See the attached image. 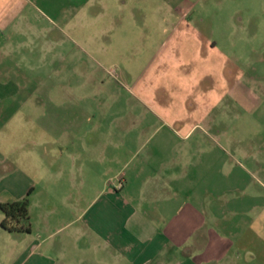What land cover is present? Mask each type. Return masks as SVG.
Returning a JSON list of instances; mask_svg holds the SVG:
<instances>
[{
    "label": "rangeland",
    "instance_id": "rangeland-1",
    "mask_svg": "<svg viewBox=\"0 0 264 264\" xmlns=\"http://www.w3.org/2000/svg\"><path fill=\"white\" fill-rule=\"evenodd\" d=\"M19 35L30 77L23 97L40 105V121L52 119L56 131L73 122L99 141L92 154L74 144L54 156L65 173L57 184L122 182L113 173L147 169L150 150H182L177 184L190 186L196 137L235 156L249 184L264 181V0H35ZM24 159L25 181L37 184ZM96 194L83 190V199ZM77 195L72 188V205Z\"/></svg>",
    "mask_w": 264,
    "mask_h": 264
},
{
    "label": "crops",
    "instance_id": "crops-1",
    "mask_svg": "<svg viewBox=\"0 0 264 264\" xmlns=\"http://www.w3.org/2000/svg\"><path fill=\"white\" fill-rule=\"evenodd\" d=\"M34 7L35 0H0V203L26 197L29 214L28 231L11 232L1 227L0 210V264H264V181L249 184L245 167L233 155L217 156L212 138L193 141L200 145L192 152L190 186L177 184L184 177L177 168L182 150L160 156L150 150L147 169L110 170L122 181L118 188L104 179L55 182L65 174L55 155H70L74 144L80 156L85 149L92 154L99 141L80 137L73 122L56 131L52 119L40 121V105L23 97L22 80L30 77L21 64L19 32ZM85 142L90 147L83 149ZM24 156L34 163L37 184L25 181ZM217 165L224 184L214 179ZM83 190L97 194L86 202ZM41 193L50 200L36 199Z\"/></svg>",
    "mask_w": 264,
    "mask_h": 264
},
{
    "label": "trees",
    "instance_id": "trees-1",
    "mask_svg": "<svg viewBox=\"0 0 264 264\" xmlns=\"http://www.w3.org/2000/svg\"><path fill=\"white\" fill-rule=\"evenodd\" d=\"M0 210L3 214L1 227L11 232H26L28 224V200L26 197L9 202L0 203Z\"/></svg>",
    "mask_w": 264,
    "mask_h": 264
},
{
    "label": "built area",
    "instance_id": "built-area-1",
    "mask_svg": "<svg viewBox=\"0 0 264 264\" xmlns=\"http://www.w3.org/2000/svg\"><path fill=\"white\" fill-rule=\"evenodd\" d=\"M117 188L121 186V182L118 180L116 184Z\"/></svg>",
    "mask_w": 264,
    "mask_h": 264
}]
</instances>
